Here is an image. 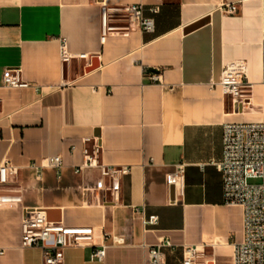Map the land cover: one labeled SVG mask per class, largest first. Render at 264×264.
Wrapping results in <instances>:
<instances>
[{
	"label": "crops",
	"instance_id": "obj_1",
	"mask_svg": "<svg viewBox=\"0 0 264 264\" xmlns=\"http://www.w3.org/2000/svg\"><path fill=\"white\" fill-rule=\"evenodd\" d=\"M238 3L236 15L221 5ZM156 0H0V165L18 168L0 185V264H43L40 248L21 247L25 208L49 220L94 228L93 245L69 247L64 264H148L149 247L169 238L177 246L166 264H182V246L204 247L210 264H233L243 240V211L223 198L225 123L264 121V0H167L154 14L155 31L109 36L101 43V5ZM145 15H151L147 9ZM89 60L61 61V41ZM244 60L253 84L248 104L222 94L223 66ZM20 68L31 85L3 84ZM148 73H158L152 82ZM66 83V84H65ZM98 137L102 161L129 166L121 203L95 188L98 168H84V138ZM62 157L60 168L37 166ZM184 163L185 192L166 182ZM157 216L155 225L144 220ZM123 238L113 244L104 234ZM106 246L103 262L91 261Z\"/></svg>",
	"mask_w": 264,
	"mask_h": 264
},
{
	"label": "built area",
	"instance_id": "obj_2",
	"mask_svg": "<svg viewBox=\"0 0 264 264\" xmlns=\"http://www.w3.org/2000/svg\"><path fill=\"white\" fill-rule=\"evenodd\" d=\"M159 4L167 0H156ZM159 4L146 8L144 4H126L123 6L101 5V43L109 36H128L134 31L153 33L155 31L154 14L159 12ZM151 15H145L146 10ZM221 9L229 15L238 13V3L228 2ZM264 82V30L261 39ZM73 59L89 60L88 54H72L68 51L65 39L61 41V61L70 63ZM152 82H161L158 73H148ZM3 84L11 88H27L31 84L21 77L20 68H7L3 75ZM66 84V83H65ZM222 94L231 98L234 106L248 104L252 97L253 84L248 79L247 64L244 60L228 61L222 70L220 80ZM84 160L77 166L76 172L84 168H98L100 179L95 188L97 192L108 194V203H121V184L130 173L129 166L108 165L102 161L103 145L98 137L84 138ZM222 157L215 163L222 174L223 198L227 205L240 206L243 211V240L234 245L233 264H264V121L234 122L223 125ZM62 157L47 156L37 166L60 168ZM18 168L9 161L0 165V185L15 178ZM186 165L179 163L175 171L168 174L166 182L174 186L183 196L185 192ZM250 180H257L251 183ZM15 198L0 196V206L15 203ZM157 216L144 220L145 225L157 224ZM113 244L123 243V238L104 234ZM94 228L86 226H67L61 221L49 220L44 209L25 208L21 222V247L40 248L43 264H64L65 250L69 247L93 245ZM177 246L169 238H162L158 244L149 247L148 264H166L167 252H173ZM182 264H210L209 254L204 247L197 245L182 246ZM106 246L92 251L91 261L103 262Z\"/></svg>",
	"mask_w": 264,
	"mask_h": 264
},
{
	"label": "rangeland",
	"instance_id": "obj_3",
	"mask_svg": "<svg viewBox=\"0 0 264 264\" xmlns=\"http://www.w3.org/2000/svg\"><path fill=\"white\" fill-rule=\"evenodd\" d=\"M251 183H256L258 182L257 180H250Z\"/></svg>",
	"mask_w": 264,
	"mask_h": 264
}]
</instances>
